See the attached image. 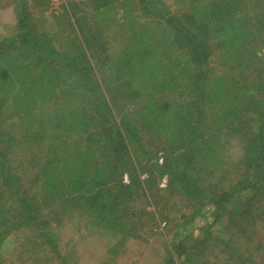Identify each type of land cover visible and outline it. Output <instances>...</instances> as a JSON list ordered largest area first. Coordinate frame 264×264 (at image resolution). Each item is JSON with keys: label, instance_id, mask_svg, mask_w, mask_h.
<instances>
[{"label": "trees", "instance_id": "trees-1", "mask_svg": "<svg viewBox=\"0 0 264 264\" xmlns=\"http://www.w3.org/2000/svg\"><path fill=\"white\" fill-rule=\"evenodd\" d=\"M117 1L124 0H88V6L94 13H102ZM141 1L145 4L144 13L155 19L163 13L155 10L160 5L159 0ZM186 1V4L195 2L188 11L193 13H186L188 9L180 8L184 10L183 20L177 17L179 22L176 29L190 47L187 54L191 56V62L182 64L179 60L177 65L175 61L178 58L166 61L159 59L156 51L160 47L156 49L154 46L161 43L156 42L155 45L151 44L149 50L138 47L133 53L122 55L125 58L112 65L116 68L114 79L124 78L119 87L124 93L130 94L127 100L134 98V110H137L136 106L142 100L141 110L135 112L138 113L137 117L142 118L138 125L150 131L155 129L163 135L164 147L161 150L175 155L174 159L171 157L167 160L164 167L170 175L171 184L172 179L179 181L182 189L192 198L202 203L203 199L208 198V202L219 204L218 208L222 211L223 204L232 200L236 193H248L242 206L243 214L250 213L256 204L264 201V57L259 55L257 49L251 50L247 44L257 45L260 40L264 44V0ZM70 6L65 11L75 18L74 21L69 19L73 32L70 50L54 48L49 39L38 36L28 27V19L25 24L20 19L19 32L14 39L8 43L0 42V62L2 57L11 53L18 59L21 56L20 66L13 63L12 70L0 65V114L5 105L4 94L12 93L6 90L10 86L14 88L21 85L24 93L14 108L23 115L28 129L25 136L35 147L43 148L39 150L49 157L50 170L54 171L48 172L47 165L43 168L41 177L45 178V194L50 197L52 193H60L59 180L55 181L54 177L56 166L64 165L65 187L72 197L71 202L79 204L81 213L86 214L95 225L108 228L114 237L121 238L125 220L119 214L115 215L117 208L113 192L116 188L115 192L130 197L137 192L136 188L144 190L148 182L133 170L134 153L131 150L128 153L127 147L129 142L140 143V129L127 119L118 121V115L115 117L114 103L106 95L111 82L104 74H97L92 64V57L96 58L93 53H88L89 41L82 40L78 33V23L84 18L83 29L88 39L94 44L98 43V34H90L93 27L89 22L94 19L77 18L73 14L74 6ZM249 6L254 9L258 7L254 17L247 12ZM215 42L217 49L221 50V66L224 68L209 76L205 68L208 67L211 47ZM32 65L41 66V83L32 79ZM15 70L19 71V76ZM46 76H49L48 80L44 79ZM58 79H61V83L55 82ZM80 88H83L84 97L98 98L95 101L98 107L95 118L86 117L88 109L75 105L74 100L62 101L61 104L57 101L56 111L54 116L49 117L50 121L35 111L38 97L47 101L57 100L61 91L67 94L72 89L78 91ZM72 97L73 94L69 93L66 98ZM83 110L85 112L80 113ZM101 128H105L103 133ZM73 134L80 137L81 143L78 145L70 142ZM234 143H240L243 149V155L238 160L226 158L225 151ZM84 148L86 150L83 152ZM94 148L101 154L102 163H95L92 153ZM120 150L131 163L127 162L130 167L125 168L130 178V183L126 185L110 180L102 171L111 162L108 158L113 159ZM2 163L3 160H0ZM212 165L214 168L210 169ZM3 166L0 165V169ZM1 171L4 172V169ZM205 174L210 176L208 179L219 176L215 178L214 184L210 182L205 185L202 180ZM9 179L11 182L13 178ZM18 181L14 186L15 194L22 200L20 214L22 219L33 220L41 213L42 204L36 203V198L33 201L26 192L20 194ZM38 183L39 180H35L34 185ZM0 214L3 223L5 218L1 208ZM0 237H3L1 228ZM169 256L170 264H174L170 252Z\"/></svg>", "mask_w": 264, "mask_h": 264}, {"label": "rangeland", "instance_id": "rangeland-1", "mask_svg": "<svg viewBox=\"0 0 264 264\" xmlns=\"http://www.w3.org/2000/svg\"><path fill=\"white\" fill-rule=\"evenodd\" d=\"M159 2L160 5L155 10L165 14L160 13V17L155 19L144 13L145 4L141 0L117 1L102 13H94L88 6V0H0V42L8 43L14 39L19 32L20 19L24 24L28 19V27L38 36L49 39L54 48L70 50L73 32L69 19L72 17L65 11L73 5V14L77 18L94 19L89 22L93 27L90 34H98V43L94 44L88 39L87 32L83 29L84 18L78 23V33L82 40L89 41L88 53H93L96 58L92 57V64L97 74H104L111 82L106 95L114 103L115 117L118 115V121L127 119L139 126L138 121L142 118L137 117L138 113L135 112L141 110L143 102L141 100L136 106L137 110L132 108L134 98L126 99L130 94L124 93L119 87L124 78L114 79L116 68L112 65L124 59L122 55L133 53L138 47L149 50L151 44L155 45L156 42L161 43L154 46L156 49L160 47L156 51L159 59L166 61L178 58L175 61L177 65L179 60L182 64L192 60L187 54L190 47L176 28L179 22L177 17L183 20L184 10L181 9H188L186 13L191 14L193 12L188 11L195 2ZM257 8L249 6L247 12L254 17ZM258 43L247 45L251 50L257 49L259 55L264 57V44H261V40ZM214 44L208 67L205 68L209 71V76L224 68L221 66V50L217 49L216 42ZM17 57L12 53L5 55L0 65L12 70L13 63L20 66L21 56L19 59ZM31 71L32 79L41 83V66L32 65ZM16 75L19 76V71H16ZM44 79L48 80L49 76ZM60 80L55 82L61 83ZM21 88V85H17L6 90L12 93L4 94L5 105L0 114V160H3L0 165H5L4 172L0 169V208L5 218L3 223L0 218L3 234L0 237V264H170L169 252L174 264H264V201L256 204L250 213L243 214L242 201L249 196L248 193H236L232 200L223 204V211L218 208L219 204L208 202V198L203 199L204 203L192 198L182 189V183L172 179L171 184L170 175L164 167L167 160L171 157L174 159L175 155L161 150L164 147L163 135L155 129L150 131L139 126L141 146L135 142L127 144L128 153L130 150L134 153L133 170L141 175V179L148 181L146 187L144 190L136 188L137 192L130 197L115 192V188V195H112L116 197L115 215L119 214L125 220L122 235L127 234L126 236L114 237L111 230L95 225L86 214L81 213L79 204L71 202L72 197L65 187L67 180L63 174L64 165L56 166L54 177L55 181L59 180L60 193H52L49 197L44 191L45 178L41 177L46 165L49 167L48 172H54L50 170L52 167L47 161L49 157H45L46 153L39 150L43 149L41 146L36 148L29 137L25 136L28 129L23 115L14 108L16 101L24 93ZM76 90L72 89L67 94L65 92L66 95L61 91L57 100L47 101L38 97L35 111L50 121L49 117L54 116L56 111L57 101L61 104L62 101L74 100L75 105L88 109L86 117L95 118L98 109L95 101L98 98L88 95L84 97L83 88ZM69 93L73 94L72 99L66 98ZM82 112L85 111L80 113ZM101 130L103 133L105 128ZM60 131L62 133L63 128ZM55 138L61 141L59 137ZM71 141L75 145L81 143L77 134L71 136ZM95 148L92 151L95 163H102L101 154ZM85 150L86 148L83 152ZM242 150L240 143H234L225 151L226 158L238 160L243 155ZM110 160L109 165L105 166L106 170H102L104 176H109L110 180L117 183H130L125 169L130 167L127 156L120 150L113 159L109 157L108 161ZM81 167L85 169L84 165ZM209 168H214V165ZM218 176L208 179L210 176L205 174L202 180L205 185L210 182L214 184ZM9 178H13L11 182ZM17 179L19 193L24 195L26 192L33 201L36 198V203L42 204L41 213L33 220L22 219L20 214L22 200L15 194L14 186ZM35 180H39L37 185H34Z\"/></svg>", "mask_w": 264, "mask_h": 264}]
</instances>
